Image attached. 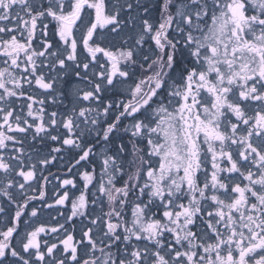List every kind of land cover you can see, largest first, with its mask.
I'll list each match as a JSON object with an SVG mask.
<instances>
[{
	"label": "snow or ice",
	"instance_id": "1",
	"mask_svg": "<svg viewBox=\"0 0 264 264\" xmlns=\"http://www.w3.org/2000/svg\"><path fill=\"white\" fill-rule=\"evenodd\" d=\"M0 264H264V0H0Z\"/></svg>",
	"mask_w": 264,
	"mask_h": 264
},
{
	"label": "flooded vegetation",
	"instance_id": "2",
	"mask_svg": "<svg viewBox=\"0 0 264 264\" xmlns=\"http://www.w3.org/2000/svg\"><path fill=\"white\" fill-rule=\"evenodd\" d=\"M64 155H65V160L64 161L58 160L56 162V166H54V167H52V168L49 169V171H51L54 174L57 173V172H59L61 179H63V178H69V177L66 176L67 169L61 167V164L67 162V156L69 154L65 153ZM74 172H75V169H74ZM45 175H47V173H45ZM75 179H77V181L79 182V177L78 176H75ZM52 180H53V184H55L56 183L55 175L53 176ZM52 191H54V189L52 188V185H49V196L52 195ZM46 202H50V201H46ZM29 211H30V209H29ZM52 215H56L55 211L52 212ZM41 220L48 221L49 218H48L47 215H44V216L41 217ZM44 238L46 239L47 237H44Z\"/></svg>",
	"mask_w": 264,
	"mask_h": 264
}]
</instances>
